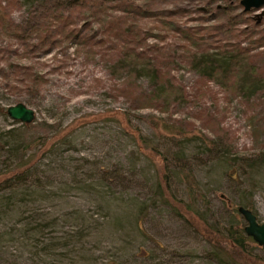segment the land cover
I'll use <instances>...</instances> for the list:
<instances>
[{"label": "rangeland", "instance_id": "374dc122", "mask_svg": "<svg viewBox=\"0 0 264 264\" xmlns=\"http://www.w3.org/2000/svg\"><path fill=\"white\" fill-rule=\"evenodd\" d=\"M68 1L19 0L11 19L22 34H27L43 10ZM233 3L181 0L179 4L190 8L191 16L200 14L213 23L218 20L213 17L215 6L231 10ZM179 22L184 24L185 19ZM186 24L194 26L197 22ZM258 24L264 35V20ZM149 42L155 43L152 39ZM0 50L5 61L30 65L45 78L42 86L12 92L0 76V132L18 126L6 109L19 102L35 111L34 123L46 121L57 128L71 125L73 132L70 144L38 153L34 172L16 195L9 200L1 195L10 192L0 193V264H219L207 256L211 248L200 234L170 206L154 201L155 168L134 138L137 130L152 139L160 151L169 153V183L176 198L187 202L194 199L196 208L205 210L207 218L213 214L224 223L240 220L244 225L236 208L251 198L257 220L264 221V166L245 174L234 160L261 152L264 100L252 106L234 97L225 101L218 87L210 84L206 97L184 102L168 113L137 110L123 97L114 96L112 87L119 79L111 76L99 56L86 59L72 45L61 52L49 49L25 59L18 55L21 43L4 37L0 38ZM0 67L7 69L4 62ZM174 74L188 91L192 90L197 78L194 71L180 66ZM138 82L144 89L151 87L146 77ZM202 107L208 108L227 131L222 138L225 146L195 119ZM153 115L162 117L170 130L181 125L185 132L187 122L194 126L179 137L172 136L154 126L162 122L152 121ZM182 168L192 171L198 188L189 190ZM33 180H37V187L25 191ZM40 223L45 225L39 235L25 232ZM73 228L82 234L80 242L70 237L66 247L60 246ZM49 237L57 240L51 238L47 243ZM253 251L264 257V246L257 245Z\"/></svg>", "mask_w": 264, "mask_h": 264}, {"label": "trees", "instance_id": "16d2710c", "mask_svg": "<svg viewBox=\"0 0 264 264\" xmlns=\"http://www.w3.org/2000/svg\"><path fill=\"white\" fill-rule=\"evenodd\" d=\"M180 1L69 0L64 6L55 5L43 10L29 32L22 34L11 19L19 0H0V38L19 41L22 51L18 55L25 59H32L36 53L49 49L61 52L72 45L75 52L84 54L86 59L99 56L101 61L107 63L111 76L119 79L112 87L114 96L123 97L132 109H151L165 114L184 102H197L206 97L211 92L210 84L218 87L225 101L234 97L241 103L248 102L250 106L256 101H263L264 35L256 19L250 16L251 12L235 13L236 9H241V5L234 0L235 6L229 5L233 11L215 6L213 17L218 20L212 23L206 16H191L192 10L181 6ZM181 19H185L184 24H180ZM192 21L197 24H186ZM243 24L248 28H244ZM31 39H34V43L30 42ZM150 39L155 43H150ZM245 41L247 44L243 45ZM0 62L6 63V70L0 67V76L12 92L42 86L45 82L43 75L33 71L30 65L21 66L5 61L2 50ZM180 66L189 68L197 75L191 91L174 74ZM141 77L151 81L149 89L139 84ZM125 118L128 123V113H125ZM150 119L162 122L161 125L154 124L162 132L178 137L194 126L193 122H187L185 132L181 125L176 130H170L162 117L153 115ZM195 119L207 134L218 140L228 134L206 107L197 110ZM16 123L17 127L0 132V193L10 192L1 195L8 196L5 198L9 200L34 172V158L38 153L50 151L56 145L70 144L73 133L71 125L57 128V125L46 121ZM53 129L55 132L51 136L49 133ZM55 136L56 140L52 141ZM134 138L138 145H142L155 168L154 201L170 206L177 216L200 234L211 248L207 252L209 259L219 264H264V257L253 251L257 244L245 234L244 223L240 220L224 223L213 214L207 218L205 210L196 208L194 199L187 202L176 198L169 183V153L160 151L152 139L138 130ZM220 142L223 146V139ZM261 145L258 156L245 157L238 162L234 158L243 173L250 174L264 166V141ZM223 150L228 152L226 147ZM181 171L188 181L189 190L198 188L192 171L185 168ZM31 184L24 190L37 187V180ZM250 199L238 206L248 208L257 215ZM206 211L210 213L208 208ZM43 225L40 223L25 232L39 235ZM2 235L3 232H0ZM66 235L63 237L64 245L60 246L68 245L70 237L79 242L83 237L74 228L71 235ZM51 238L56 237H49L47 243L52 242Z\"/></svg>", "mask_w": 264, "mask_h": 264}, {"label": "water", "instance_id": "95a60500", "mask_svg": "<svg viewBox=\"0 0 264 264\" xmlns=\"http://www.w3.org/2000/svg\"><path fill=\"white\" fill-rule=\"evenodd\" d=\"M239 3L246 12L264 7V0H239ZM6 114L13 121L24 124L33 123L35 119V111L21 102L8 106ZM237 211L245 221V234L251 237L258 246H264V221L259 222L252 210L243 206H238Z\"/></svg>", "mask_w": 264, "mask_h": 264}, {"label": "flooded vegetation", "instance_id": "af4514ba", "mask_svg": "<svg viewBox=\"0 0 264 264\" xmlns=\"http://www.w3.org/2000/svg\"><path fill=\"white\" fill-rule=\"evenodd\" d=\"M239 2V0H238ZM240 4V3H239ZM241 10H243V7L241 6ZM256 11H261V13H256ZM247 12H251L252 13V17L256 19L257 23L258 22H261L262 19L264 18V7H262L261 9H258V10H250V11H247Z\"/></svg>", "mask_w": 264, "mask_h": 264}, {"label": "clouds", "instance_id": "9594fccd", "mask_svg": "<svg viewBox=\"0 0 264 264\" xmlns=\"http://www.w3.org/2000/svg\"><path fill=\"white\" fill-rule=\"evenodd\" d=\"M13 15L15 16V15H18L17 13H13Z\"/></svg>", "mask_w": 264, "mask_h": 264}]
</instances>
